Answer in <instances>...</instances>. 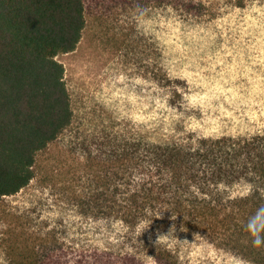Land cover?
Wrapping results in <instances>:
<instances>
[{
  "label": "trees",
  "instance_id": "trees-1",
  "mask_svg": "<svg viewBox=\"0 0 264 264\" xmlns=\"http://www.w3.org/2000/svg\"><path fill=\"white\" fill-rule=\"evenodd\" d=\"M159 2L188 14L196 9L189 0ZM85 26L84 0H0V202L29 186L39 156L73 123L57 57L76 50ZM80 145L85 186L73 200L85 216L120 225L122 239L80 245L53 230L32 245L12 231L11 264H148L149 256L154 264H211L184 261L178 245L149 242L172 223L264 264V246L254 247L244 228L264 204V134L155 142L115 132ZM140 219L148 221L141 236Z\"/></svg>",
  "mask_w": 264,
  "mask_h": 264
},
{
  "label": "rangeland",
  "instance_id": "rangeland-1",
  "mask_svg": "<svg viewBox=\"0 0 264 264\" xmlns=\"http://www.w3.org/2000/svg\"><path fill=\"white\" fill-rule=\"evenodd\" d=\"M189 1L188 14L159 0H84L82 39L57 57L73 123L39 156L29 186L0 202V264H11L12 231L32 245L53 230L80 245L122 239L120 225L85 216L73 200L85 186L82 141L115 132L155 142L264 134V0ZM196 242L205 247L176 244L184 261L252 264Z\"/></svg>",
  "mask_w": 264,
  "mask_h": 264
},
{
  "label": "clouds",
  "instance_id": "clouds-1",
  "mask_svg": "<svg viewBox=\"0 0 264 264\" xmlns=\"http://www.w3.org/2000/svg\"><path fill=\"white\" fill-rule=\"evenodd\" d=\"M172 220V217H171ZM173 221V220H172ZM148 223L145 219H140L136 226L135 232L138 235H142L145 232L146 228L145 225ZM245 231L250 235L252 245L254 247L260 248L264 246V204L258 206L255 212L250 215L244 225ZM179 232H184V225L181 224L179 227ZM194 239L190 242L186 237L181 240L177 235V226L175 223H172L168 226L167 231L161 232L157 231L155 241L149 237L150 243H158V242H165L169 248L175 247L176 244H188L193 246L197 251L201 250L205 247L204 243L197 244V238L199 237L201 241H203V235L200 234H193ZM208 248H211V245H207ZM148 264H154V257H148ZM236 264H244L242 261H236Z\"/></svg>",
  "mask_w": 264,
  "mask_h": 264
}]
</instances>
